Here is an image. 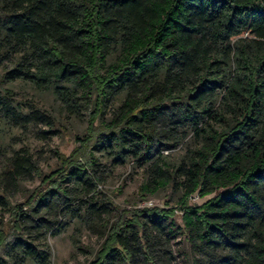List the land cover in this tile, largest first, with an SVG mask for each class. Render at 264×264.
<instances>
[{"label":"trees","instance_id":"16d2710c","mask_svg":"<svg viewBox=\"0 0 264 264\" xmlns=\"http://www.w3.org/2000/svg\"><path fill=\"white\" fill-rule=\"evenodd\" d=\"M68 117L86 131L49 174L3 145ZM0 158V264H49L71 225L103 241L90 264H264V0H0ZM123 165L177 206L121 209L101 186Z\"/></svg>","mask_w":264,"mask_h":264},{"label":"rangeland","instance_id":"374dc122","mask_svg":"<svg viewBox=\"0 0 264 264\" xmlns=\"http://www.w3.org/2000/svg\"><path fill=\"white\" fill-rule=\"evenodd\" d=\"M17 97L20 101L33 100L39 104L50 105L53 99L44 94L34 92L30 87L24 88L21 84L16 85ZM65 125L60 126V131L57 134H48L49 138L42 139L31 131H21L19 129L8 131L6 138L3 140V145L13 144L14 147L27 146L39 160L40 165L45 174H49L59 166L57 157L53 150H59L66 155L78 146V137L83 136L86 131L87 123L79 122L72 118H65ZM44 130L47 127H43ZM184 152L182 149L169 151L168 157L171 160H176ZM0 158V166H1ZM145 180L142 170L134 169L132 165L118 166L107 177L101 189L108 193L116 204L121 208L142 207V206H160L171 207L177 206L180 194L176 191L173 185L160 190L154 195H149L147 199L142 200L140 188ZM40 179L36 178L33 181L25 183L22 191L18 192L13 197L14 202H23L27 199L28 193L38 186ZM208 197L202 198L195 194L191 198L193 203H203ZM169 204V205H168ZM177 221L182 224L181 211L177 210ZM9 229L10 213L0 209V228L2 222ZM78 237L80 242L76 246L74 238ZM102 240L96 235L84 229L83 232L76 231L73 225L69 226L66 231L57 235L49 236L48 243L51 250V259L49 264H90L94 259L96 251L101 247ZM28 264H35L30 262Z\"/></svg>","mask_w":264,"mask_h":264}]
</instances>
